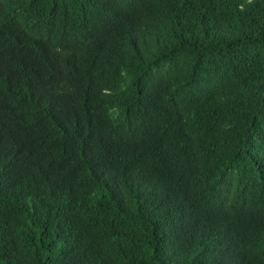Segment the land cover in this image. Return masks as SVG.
Returning <instances> with one entry per match:
<instances>
[{
	"label": "trees",
	"instance_id": "obj_1",
	"mask_svg": "<svg viewBox=\"0 0 264 264\" xmlns=\"http://www.w3.org/2000/svg\"><path fill=\"white\" fill-rule=\"evenodd\" d=\"M0 264H264V0H0Z\"/></svg>",
	"mask_w": 264,
	"mask_h": 264
}]
</instances>
